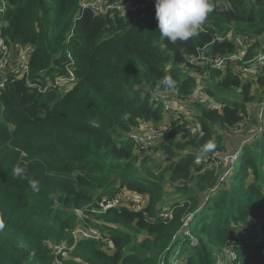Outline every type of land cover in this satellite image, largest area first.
Returning a JSON list of instances; mask_svg holds the SVG:
<instances>
[{
	"label": "trees",
	"instance_id": "1",
	"mask_svg": "<svg viewBox=\"0 0 264 264\" xmlns=\"http://www.w3.org/2000/svg\"><path fill=\"white\" fill-rule=\"evenodd\" d=\"M2 1L0 35L29 50L30 82L46 85L62 75L69 56L75 81L66 92L40 93L8 74L0 90V264H53L59 246L61 264H170L172 258V264H220L222 253L227 264H264V106L263 131L255 134L257 121L246 118L251 84L264 92V64L254 82L243 83L232 69L221 73L188 62L203 51L237 52L238 36L262 37L264 0H211L198 34L175 44L159 35L156 0H133L147 5L137 18L97 17L79 10L78 0ZM165 75L174 87L162 83ZM201 79L210 82L208 96L235 90L242 100L220 98L219 109L198 105L193 135L186 123L163 120L162 107L150 99L155 91H174L182 108ZM142 123H168L179 137L161 139L165 164L156 172L148 166L150 154L127 136ZM234 137L248 142L240 147L238 171L219 184L221 171L194 158L209 141L228 151L224 140ZM16 166L23 178L13 175ZM166 184L179 199L162 206ZM119 189L144 194L146 206L102 211ZM166 209L170 220L159 217ZM81 223L107 242L74 241L71 233Z\"/></svg>",
	"mask_w": 264,
	"mask_h": 264
},
{
	"label": "built area",
	"instance_id": "2",
	"mask_svg": "<svg viewBox=\"0 0 264 264\" xmlns=\"http://www.w3.org/2000/svg\"><path fill=\"white\" fill-rule=\"evenodd\" d=\"M141 1V0H140ZM144 2H135L133 0H78V8L81 11H88L92 15L97 17H109L114 18V16H128L131 15L132 18H137V16L142 13L146 8ZM6 11L5 3L0 0V32L2 28V17ZM210 29H213L209 26ZM237 45L239 49L237 52L220 56H207L203 51L198 57L190 58L188 62L195 65H205L210 69L216 70L218 72H225L228 69H232L234 73H242L246 66H256L261 68L264 64V35L256 38H249L247 36H238L236 38ZM255 45V49L252 57L249 59L244 58L246 49L250 46ZM14 53H16V58H14ZM29 50L27 48H16L15 52L12 50L11 45L7 44L5 40L0 35V90L4 88L6 78L8 74H12L16 79H24L26 85L31 89H36L37 92L44 93L49 88L57 89L62 92L68 91L74 81L75 74L71 67L72 60L69 56L70 65L65 67L64 73L48 81L46 85H36L29 80ZM200 92L197 87L194 90L193 95L185 100L184 103H193L194 96ZM167 94H171L176 98V93L174 91L162 92L160 90L155 91L152 94V103L161 106L164 113L167 114L168 120L178 122L183 115L181 108L178 105L172 107V104L167 101ZM179 101V100H178ZM180 102V101H179ZM264 103L262 104L263 109ZM261 109V112H262ZM243 126L242 122L235 126L234 129H240ZM173 128L168 123H160L159 125H152L150 123H142L136 128L130 129L128 133V138L132 141L133 146L140 152L149 153L153 146V142L169 137L173 134ZM263 131V125L259 124L255 134ZM246 141H242L238 146L237 150L234 152L222 151L218 149H213L211 152L207 153L206 156L202 158H194V163L199 166H205L215 171H221L219 177V184L227 180V178L234 171V164L239 159L241 146L245 144ZM230 165L232 167L230 168ZM147 204V200L144 194L135 191H129L126 189L117 190L114 195L110 198L108 203L103 206L102 211L107 208H125L132 212H138L142 210ZM80 220L83 221V213L81 211L77 212ZM159 217L163 220H170L172 218L171 209H166L162 212ZM190 217L187 219L189 220ZM187 220L184 221L183 227L186 225ZM74 241L79 240H94L101 244H105L107 239L93 227L84 225L82 227L76 228L71 233ZM63 247L53 248V264H61L58 256L63 252ZM230 260L235 259V255L232 251H228L227 254Z\"/></svg>",
	"mask_w": 264,
	"mask_h": 264
},
{
	"label": "rangeland",
	"instance_id": "3",
	"mask_svg": "<svg viewBox=\"0 0 264 264\" xmlns=\"http://www.w3.org/2000/svg\"><path fill=\"white\" fill-rule=\"evenodd\" d=\"M259 70L260 69L257 68L256 66H246L244 71L242 72L243 83H246V82L252 83V81L254 82V79H255L256 75L258 74ZM251 85L252 86H251V90H250V95L253 96L254 100L252 103L248 104L246 118H250V119L254 118L259 125V124H262V121H261L262 103L261 102L264 100V92L261 91L260 88H258L256 85H253V84H251ZM197 87L200 89V92L194 96V102L193 103H182L183 106H182L181 110L183 112V115L180 118V123H179V125L186 123V125L188 127L187 129L192 131L193 135L197 131L196 124L194 122V116L197 114V106L198 105H204L207 107H213V108L219 109L221 107V104H222V103L219 104L220 98H224L225 100L228 99L227 101H231V102H234V101L240 102L242 100V96L240 95V93L238 91H235V90L233 92H231L229 95H227L228 92H225L223 94H220L221 96H215V97L208 96L205 91L207 88H210L211 85H210V82L207 80L201 79L200 83ZM150 101L152 102V96H151ZM167 101L172 104L173 108H175V106H174V102L176 101L175 97H173L171 94H167ZM186 113H188L189 116H187V120L185 121L183 116L186 115ZM164 115L166 118L164 117L163 120H166L168 118V116L166 113H164ZM169 138H176V140L179 141L178 140L179 137H177L176 134L170 135ZM239 141H236L235 138H232L231 142H226L224 140V145L228 146L227 153L236 151L237 150L236 148H237V145L239 144ZM159 145L160 144L156 143V141L153 142V146L149 150L150 155L148 156L151 159L148 166L150 167L151 170H153L155 172L157 171L158 168L163 167L165 164L163 161L164 156L160 152V150H158ZM240 156H239V160L233 166V168L235 167V173L238 171L239 166H240ZM231 167H232V165H230V168ZM232 172L233 171H231L230 173H232ZM141 175H142V177L146 178L145 174L142 173ZM163 188H164V198L162 200V204H161L162 206L163 205L168 206L169 203L173 199L174 200L179 199V195L176 194L175 188L173 186L166 184L163 186ZM93 214L94 213H92V215ZM95 214H96V212H95ZM82 225L83 224L81 223V224H79L78 227H82ZM65 256H68V254H66ZM218 260H219L220 264H227V261L225 259V256L223 255V253L218 256ZM174 262H176V259L172 258L170 260V264H172Z\"/></svg>",
	"mask_w": 264,
	"mask_h": 264
},
{
	"label": "clouds",
	"instance_id": "4",
	"mask_svg": "<svg viewBox=\"0 0 264 264\" xmlns=\"http://www.w3.org/2000/svg\"><path fill=\"white\" fill-rule=\"evenodd\" d=\"M212 10L211 0H156L155 19L159 35L172 44L188 41L198 34ZM162 83L169 88L175 85L167 75L163 77ZM214 148L215 144L209 141L199 151L197 158L206 156ZM12 172L15 177L23 178V168L16 166ZM30 186L38 190L36 181H30ZM2 228L3 224L0 223V229Z\"/></svg>",
	"mask_w": 264,
	"mask_h": 264
},
{
	"label": "crops",
	"instance_id": "5",
	"mask_svg": "<svg viewBox=\"0 0 264 264\" xmlns=\"http://www.w3.org/2000/svg\"><path fill=\"white\" fill-rule=\"evenodd\" d=\"M11 47H12V46H11ZM12 50H13V49H12ZM14 52H15V51H14ZM16 56H17L16 53H14V58H16ZM256 127H258V124L256 125ZM234 138L236 139V141H239V140H240V141H239V144L237 145V148H238V146H239V145L241 144V142L244 141V140L239 139V138H236V137H234ZM246 138H247V137H246ZM231 141H232V139H231L229 142H231ZM161 142H162L161 140H157V141H156V143H158V144H160ZM237 148H236V149H237ZM87 226H88V225H87ZM89 226L92 227V225H89Z\"/></svg>",
	"mask_w": 264,
	"mask_h": 264
},
{
	"label": "water",
	"instance_id": "6",
	"mask_svg": "<svg viewBox=\"0 0 264 264\" xmlns=\"http://www.w3.org/2000/svg\"><path fill=\"white\" fill-rule=\"evenodd\" d=\"M12 49H13V51H15L16 50V47L15 46H12ZM175 238H176V236H175ZM175 238L173 240H175Z\"/></svg>",
	"mask_w": 264,
	"mask_h": 264
}]
</instances>
